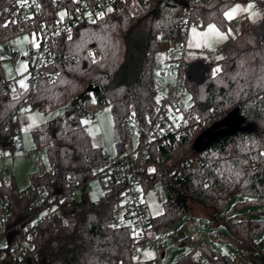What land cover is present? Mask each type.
<instances>
[{"label": "trees", "instance_id": "1", "mask_svg": "<svg viewBox=\"0 0 264 264\" xmlns=\"http://www.w3.org/2000/svg\"><path fill=\"white\" fill-rule=\"evenodd\" d=\"M15 0H0V45L16 35L2 24ZM39 0L45 18L53 21L64 5L76 0ZM249 4L262 11V17L250 22L245 17L240 30L212 58L190 59L185 70L184 90L189 96L191 114L203 121L193 136L165 145L153 143L149 165L140 175L144 194L161 182L166 188L164 211L151 218V228L159 238L166 237L181 219L191 216V203L213 210L215 226L225 225L229 240L240 255L220 256L217 264H264V0H207L197 2L191 20L204 28L216 24L225 30V13ZM112 11L96 23L80 25L62 35L56 49L62 60L53 81L43 76L33 93L19 91L0 94V152H13L7 141L20 135L13 116L16 108L31 111L64 107L61 118L52 119L33 132L37 150L47 154L50 171L30 176L29 187L43 186L60 207L52 221L39 226L34 252L22 260L10 257V247L0 248V264H130L135 235L129 224L112 225L116 213L129 215L122 205L124 188L106 191L102 201L84 202L74 208L67 198L95 178L102 152L94 147L83 123L84 111L93 105L109 106L116 125L133 115L142 124L156 104L158 80L153 64L159 50L160 36L181 38V14L184 0H118ZM219 68V72L215 69ZM4 76L0 61V78ZM99 88L86 93L87 88ZM84 94V95H83ZM83 95V96H82ZM29 97V99H27ZM230 119L240 123L235 131L221 126ZM217 139L203 155L194 151L198 137L209 130ZM227 158H225V155ZM199 156L203 167L194 171L185 162ZM169 160L174 163L167 165ZM228 160V168L224 161ZM254 164L256 167H251ZM150 169H155L150 172ZM228 170V176L220 173ZM182 177H179V176ZM14 180L0 182V202L11 212L9 227L32 220L37 213L22 196ZM244 199L227 213L231 200ZM249 212H240L243 209ZM253 209V210H251ZM260 217V218H258ZM2 234H0V239ZM183 258L179 264H199L210 258L206 245ZM241 260V262H238Z\"/></svg>", "mask_w": 264, "mask_h": 264}, {"label": "built area", "instance_id": "2", "mask_svg": "<svg viewBox=\"0 0 264 264\" xmlns=\"http://www.w3.org/2000/svg\"><path fill=\"white\" fill-rule=\"evenodd\" d=\"M117 1L76 0L72 6H62L57 11L56 18L53 21H48L43 14L39 0H15L7 8V14L3 17L2 24L10 27L16 36L26 35L30 43L26 47L25 56H22L17 48L9 47V55L0 50V57L12 63L25 59L28 71L23 77L0 78V94H15L19 91L33 93L43 76L47 81L56 79L62 60L60 52L55 47L57 40L80 25L96 23ZM146 1L136 0L140 5L145 4ZM201 1L207 0H184V11L180 17L183 27L179 40H175L167 33L160 36L159 46L164 53V61L162 64L154 63L153 71L160 78L169 76L173 81L166 83L164 88L157 85L156 104L144 124L133 115H127L123 119L122 126L128 135L137 140L134 150L130 153H119L114 157L108 152L102 153V161L95 172L94 179L100 180L105 191H113L118 187L124 188L122 205L129 218L125 221L123 215L116 213L112 221L113 227L118 228L122 224H129L135 235L136 243L132 248L134 254L138 249L143 250L150 247L156 250L157 261H159V252L164 243L151 228L152 216L145 202L140 175L149 165L153 143L165 145L193 137L203 124L200 117L191 114V104L186 101L188 95L184 90L185 70L189 60L185 38L188 30L195 26V22L191 20L192 7ZM62 2V0H54L56 5ZM239 25L234 21L231 28L235 30ZM218 52L219 48L206 50L204 57L212 58ZM22 79H24L26 87L21 86ZM103 108L102 105L90 106L84 111L83 120H88L93 126L97 125L96 116L103 111ZM21 112V108H16L13 111V116L18 123ZM21 142L18 135L11 139L7 146L15 147ZM19 149L23 150V147L21 146ZM24 156L29 158L31 154L24 152ZM3 159L4 153L0 152V161ZM173 163V160H169L167 165L171 166ZM204 163L205 160L202 157L195 156L189 158L184 165L198 171ZM251 167L255 168L256 166L251 164ZM49 171L40 166L39 175H45ZM6 173L7 169L0 166V179ZM76 191L77 189H74L68 196V204L74 205L77 202ZM22 196L31 204L37 215L32 220H26L11 227L8 225L11 212H8L6 205L0 202V234H2L0 241L3 238L7 239L5 246H0V248L9 246V255L14 260H22L34 252L39 237V226L43 222L52 221L54 216L60 213L59 205L48 196V191L43 186L29 187L23 190ZM185 228L191 241L198 243L199 246L204 245V238L196 228L194 221H188ZM219 260V254L210 253V258H200L199 264H217Z\"/></svg>", "mask_w": 264, "mask_h": 264}, {"label": "rangeland", "instance_id": "3", "mask_svg": "<svg viewBox=\"0 0 264 264\" xmlns=\"http://www.w3.org/2000/svg\"><path fill=\"white\" fill-rule=\"evenodd\" d=\"M231 8L228 12L235 9V13L231 19L228 20V26L225 30L220 29L216 24H209L204 28L200 27L197 23L194 27L188 30L185 38L187 44V58L194 59L205 56L206 50H213L220 48L230 38H233L240 30V25L237 29L231 28L232 22L236 21L241 24L243 19L247 17L250 22H256L262 17V11L257 7L252 8L245 12V6L238 5ZM252 13H255L253 16ZM244 22V21H243ZM210 26H214L216 31L210 30ZM229 30L231 34H229ZM217 31L221 34L227 35V39H222L217 35ZM30 43L26 35L15 36L11 41L1 44L0 50L8 54L9 47H15L20 51L22 56L26 54V47ZM159 52L156 55L155 63L162 64L164 61V53L159 46ZM2 61L4 76L7 79H14L15 77H23L28 71V65L25 59L19 62L12 63L11 61L0 57ZM157 82L161 88H164L166 83L172 82L171 77L160 78L156 74ZM21 81H24L22 79ZM25 84V81H24ZM186 101H189V96H186ZM64 113V107L38 109L31 111L28 107L23 108L19 118L20 138L22 142L14 147L13 152H4V159L0 161V166L7 169V173L1 178L5 183L14 180L20 190L29 188L30 176L34 173H39L40 166L45 170H50L47 154L44 151L36 149L33 132L39 130L42 125L52 119L61 118ZM87 121V123H84ZM97 125L93 126L88 120H83L85 129L91 137L92 144L98 148L102 153L108 152L111 156H117L119 153H130L134 150L137 143L136 138L128 135L126 129L120 128L116 125L111 109L109 106H104L103 111L96 116ZM11 140L7 141V145ZM23 150H20V147ZM29 152V158L24 156V152ZM204 153V152H203ZM201 153L200 155H203ZM225 155V158H227ZM229 161H224V166L228 168ZM220 176H228V170L220 173ZM0 179V182L2 181ZM106 191L102 188L99 179L92 181L81 186L76 191L77 202L74 203V208L80 207L84 202H100L104 197ZM166 188L161 182H157L154 188L145 193V202L152 217L159 216L164 211V203L166 201ZM244 201L240 197H236L225 208L223 216L232 211L237 203ZM193 206V213L191 216L184 217L180 222L168 233L167 236L161 237L164 246L159 252V261H157V252L153 248L138 249L136 255L132 250L133 261L130 264H179V262L188 255L195 253L198 257L200 247L198 243L191 241L189 233L185 226L188 221H194L196 228L204 238V244L210 253H217L220 256H227L232 258L240 255V251L229 240V232L225 225L215 226L212 221L213 210L199 204L191 203ZM253 210V209H251ZM250 208L243 209L240 212H249ZM260 218V217H258ZM6 238L0 241V246H5ZM164 254V258H163ZM141 257V258H139ZM241 262V260H238Z\"/></svg>", "mask_w": 264, "mask_h": 264}, {"label": "water", "instance_id": "4", "mask_svg": "<svg viewBox=\"0 0 264 264\" xmlns=\"http://www.w3.org/2000/svg\"><path fill=\"white\" fill-rule=\"evenodd\" d=\"M97 92H99V88L89 87V88H87V90L84 94H86V93H89V94L90 93H97ZM220 125L227 127L228 132H230V131L237 130L240 126V123L236 122L235 124H232L231 120L228 119ZM218 136H219V134L215 133L212 129L205 132L204 134H202L200 137H198L196 139V141L194 143V151L197 154L204 152L217 139ZM163 256H164V254H163Z\"/></svg>", "mask_w": 264, "mask_h": 264}, {"label": "snow or ice", "instance_id": "5", "mask_svg": "<svg viewBox=\"0 0 264 264\" xmlns=\"http://www.w3.org/2000/svg\"><path fill=\"white\" fill-rule=\"evenodd\" d=\"M237 8H239V6H237ZM251 8H252V5L249 4L248 7L244 9V11L248 12ZM109 11H112V9H109ZM234 13H235V9H233L232 12L225 13V16H226L227 19H231L233 17ZM252 15L254 16L255 13H252ZM61 17H63V14H61ZM210 30L216 31L214 26H210ZM229 34H231L230 30H229ZM217 35H219L222 39H227V35L221 34L218 31H217ZM219 71H220L219 68L215 69V72H219ZM20 84H21V86L26 87V85H24V81H20ZM84 123H87V121H85ZM262 155H264V154H262ZM149 171L150 172H154L155 169H150Z\"/></svg>", "mask_w": 264, "mask_h": 264}, {"label": "crops", "instance_id": "6", "mask_svg": "<svg viewBox=\"0 0 264 264\" xmlns=\"http://www.w3.org/2000/svg\"><path fill=\"white\" fill-rule=\"evenodd\" d=\"M135 255H136V253H135ZM136 257H137V255H136ZM139 258H141V257H139ZM148 264H151V262H148Z\"/></svg>", "mask_w": 264, "mask_h": 264}]
</instances>
